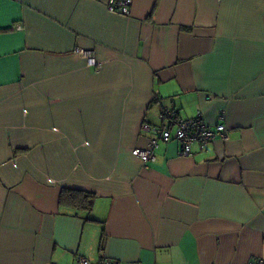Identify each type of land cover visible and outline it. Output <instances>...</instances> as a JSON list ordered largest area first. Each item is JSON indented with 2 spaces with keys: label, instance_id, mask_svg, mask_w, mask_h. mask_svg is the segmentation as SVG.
I'll use <instances>...</instances> for the list:
<instances>
[{
  "label": "crops",
  "instance_id": "obj_1",
  "mask_svg": "<svg viewBox=\"0 0 264 264\" xmlns=\"http://www.w3.org/2000/svg\"><path fill=\"white\" fill-rule=\"evenodd\" d=\"M106 1L0 0V264L264 259V0ZM164 107L228 139L144 163Z\"/></svg>",
  "mask_w": 264,
  "mask_h": 264
},
{
  "label": "built area",
  "instance_id": "obj_2",
  "mask_svg": "<svg viewBox=\"0 0 264 264\" xmlns=\"http://www.w3.org/2000/svg\"><path fill=\"white\" fill-rule=\"evenodd\" d=\"M131 1L132 0H107L106 8L111 12H119L128 15L130 14ZM76 50L87 58L90 65L97 64L91 51L78 48ZM161 117L163 121L159 126H150L145 123L141 125V128L144 130L154 131L156 139H151L146 147H136L131 152L144 163L155 160L156 155L154 153V148L157 146L158 141L168 142L170 140H176L180 144V153L187 156L191 153L193 144H199L205 147L216 137L223 141L228 139L227 127L224 123L221 122L214 127H209L199 113L193 118H182L174 110L164 107ZM80 263L88 264V260L81 257ZM101 264L116 263L111 261ZM247 264H264V259H259Z\"/></svg>",
  "mask_w": 264,
  "mask_h": 264
},
{
  "label": "trees",
  "instance_id": "obj_3",
  "mask_svg": "<svg viewBox=\"0 0 264 264\" xmlns=\"http://www.w3.org/2000/svg\"><path fill=\"white\" fill-rule=\"evenodd\" d=\"M76 195L75 196H69L72 200V202L74 204H77V205H81L85 208H89L90 205H91V201L89 200V196L88 194L86 193H82V192H74ZM73 193V194H74ZM79 197H81V200L78 199Z\"/></svg>",
  "mask_w": 264,
  "mask_h": 264
}]
</instances>
